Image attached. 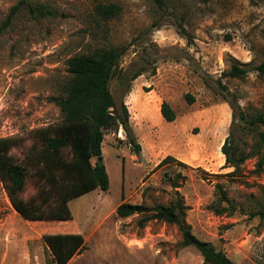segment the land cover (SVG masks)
Wrapping results in <instances>:
<instances>
[{
	"label": "rangeland",
	"instance_id": "374dc122",
	"mask_svg": "<svg viewBox=\"0 0 264 264\" xmlns=\"http://www.w3.org/2000/svg\"><path fill=\"white\" fill-rule=\"evenodd\" d=\"M20 1L0 0V25ZM26 1L46 3L54 15L35 18L25 4L0 33V137L16 139L10 155L26 167L19 196L41 203L39 190L47 184L34 162L42 146L36 130L62 123L52 98L65 95L67 59L96 48L127 47L119 64L123 74L110 83L118 103L124 100L129 109L127 96L141 79L144 93L155 91L143 99L149 109L139 117L150 122L161 100L171 104L177 119L165 121L159 148L146 149L155 150L154 162L176 160L151 170L154 162L141 148L133 150L123 127L110 131L101 158H92L106 166L108 189L71 199V219L36 220L42 227L14 209L0 178V264H54L41 228L83 234L86 248L68 264H208L194 246L182 244L177 225L154 219L140 227L143 215L120 218L114 208L126 198L154 206L178 197L198 238L236 264H264V167L257 168L264 124L249 123L264 115V77L256 70L264 60V0H165L163 8L153 0ZM99 3H116L120 12L104 20L95 12ZM235 61L248 68L244 78L225 75ZM137 71L144 74L131 80ZM229 135L243 153L262 149L238 174L225 167L221 150Z\"/></svg>",
	"mask_w": 264,
	"mask_h": 264
},
{
	"label": "trees",
	"instance_id": "16d2710c",
	"mask_svg": "<svg viewBox=\"0 0 264 264\" xmlns=\"http://www.w3.org/2000/svg\"><path fill=\"white\" fill-rule=\"evenodd\" d=\"M153 1L160 8L165 6V0ZM25 4L35 18L54 15V10L46 3L21 0L11 8L7 18L0 25V33L12 24L16 14ZM95 12L98 17L108 20L118 15L120 6L116 3H99ZM126 51L127 47L123 45L96 48L67 59L70 76L64 86L65 95L52 98L60 107L62 123L36 130L42 146L35 155L34 162L40 165L38 170L47 184L39 190L41 203L33 198L24 200L19 196L25 186L26 167L16 163L10 155L11 148L17 143L16 139L0 137V178L12 206L24 219L69 220L72 218L69 207L71 199L97 188L108 189L109 175L106 166L101 160L95 164L92 162L93 157L102 156V143L106 133L123 127L129 137L128 144H133V150L136 152L139 150L140 145L136 143L130 125L129 109L124 100L118 103L110 89L111 81L123 74L119 71V64ZM256 70L264 77V60ZM248 71L246 66H240L239 62L235 61L225 75L244 78ZM142 74L144 71L135 72L131 80ZM128 88L130 91V85ZM185 96L190 102L194 101V97L189 93ZM231 106L234 108L233 104ZM161 113L167 122L177 119V113L166 100L161 104ZM235 120L234 113L231 126L235 124ZM249 123L255 126L264 124V115L252 117ZM258 136L259 143L264 148V131H259ZM65 149H69V157L65 154ZM221 150L225 155V167H232L233 174L241 173L245 161L253 155L261 154L262 151L261 148L249 153L239 151V147L231 143V135L225 138ZM169 160L176 158L167 156L159 165ZM263 167L264 154L257 162L259 171ZM186 210L185 201L178 197L172 203L154 206L123 201L115 212L120 218L143 215L138 221L140 227H145L154 219L175 224L182 233V244L194 246L203 256L205 263L236 264L224 251L216 249L214 245L201 240L192 232L191 225L186 220ZM224 211L225 209L218 210L219 213ZM43 239L53 256L54 264H68L75 255L86 248V241L81 233H48L43 235Z\"/></svg>",
	"mask_w": 264,
	"mask_h": 264
},
{
	"label": "crops",
	"instance_id": "0c3cea01",
	"mask_svg": "<svg viewBox=\"0 0 264 264\" xmlns=\"http://www.w3.org/2000/svg\"><path fill=\"white\" fill-rule=\"evenodd\" d=\"M138 79V78H136ZM144 82L141 79L136 80V83L134 84L132 90L129 92L128 96H127V103L129 104V110L131 113H133L137 116V118H139V120H137V122L134 124L133 128H134V132L136 134V140L138 142V144L140 145V152L141 155L147 159V161L150 163L151 161L154 162V158H156V152L154 151H147L146 146L148 147L149 145L153 146V148H159V144L158 143V138L159 135L161 134L162 128L165 124V119L162 116L161 113V104L163 102V100L160 101V103L158 104V107L155 109L154 111V120H151L150 122L148 121L147 118L144 117H139L141 113H145V111H147L148 108V101L146 102L145 100L143 101V99L148 98L149 95H147V93H150V95L152 93H154L155 89L150 90L147 93H144L142 91V89L144 88ZM152 92V93H151ZM153 96V95H151ZM134 118V117H132ZM141 120H143L142 122H140ZM142 123V124H141ZM159 161H155L153 165H151V170H153L158 164ZM123 201H129L128 198L124 199ZM122 201V202H123ZM121 202V203H122ZM120 203V204H121ZM119 204H117L118 206ZM114 207L115 209L117 208ZM32 222H37V224H39L40 227L43 226V224L40 221H36V220H31ZM45 234L48 233H54V232H49L48 230H45L44 228H41ZM61 229V228H60ZM55 233H78V230L75 229H63L60 232H55Z\"/></svg>",
	"mask_w": 264,
	"mask_h": 264
}]
</instances>
